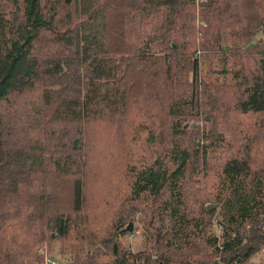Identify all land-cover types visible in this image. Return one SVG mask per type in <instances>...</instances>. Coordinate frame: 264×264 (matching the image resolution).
<instances>
[{"label": "trees", "instance_id": "trees-1", "mask_svg": "<svg viewBox=\"0 0 264 264\" xmlns=\"http://www.w3.org/2000/svg\"><path fill=\"white\" fill-rule=\"evenodd\" d=\"M255 255L264 0H0V264Z\"/></svg>", "mask_w": 264, "mask_h": 264}, {"label": "rangeland", "instance_id": "rangeland-1", "mask_svg": "<svg viewBox=\"0 0 264 264\" xmlns=\"http://www.w3.org/2000/svg\"><path fill=\"white\" fill-rule=\"evenodd\" d=\"M128 223L130 224V227L126 225L127 223H125L126 226L123 225L121 227V228L126 227L127 232H125V234H121L119 239L122 241V243L128 244L133 250L140 249L143 245L141 227L136 219H133ZM53 256L56 257L57 259L60 258L56 253H54ZM256 260H257V255L254 256V260L252 261V264H258ZM54 264H56V262Z\"/></svg>", "mask_w": 264, "mask_h": 264}, {"label": "built area", "instance_id": "built-area-1", "mask_svg": "<svg viewBox=\"0 0 264 264\" xmlns=\"http://www.w3.org/2000/svg\"><path fill=\"white\" fill-rule=\"evenodd\" d=\"M46 261L48 262V264H54L56 261L52 258H46Z\"/></svg>", "mask_w": 264, "mask_h": 264}]
</instances>
